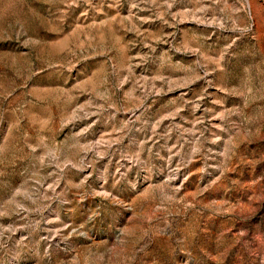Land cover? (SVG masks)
Here are the masks:
<instances>
[{
	"label": "rangeland",
	"instance_id": "1",
	"mask_svg": "<svg viewBox=\"0 0 264 264\" xmlns=\"http://www.w3.org/2000/svg\"><path fill=\"white\" fill-rule=\"evenodd\" d=\"M0 264H264V0H0Z\"/></svg>",
	"mask_w": 264,
	"mask_h": 264
}]
</instances>
